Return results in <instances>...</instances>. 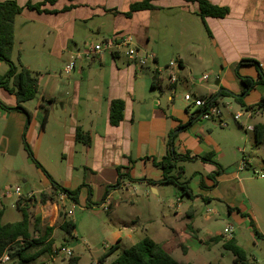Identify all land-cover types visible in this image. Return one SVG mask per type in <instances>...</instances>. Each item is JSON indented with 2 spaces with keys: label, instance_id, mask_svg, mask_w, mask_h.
Wrapping results in <instances>:
<instances>
[{
  "label": "crops",
  "instance_id": "1",
  "mask_svg": "<svg viewBox=\"0 0 264 264\" xmlns=\"http://www.w3.org/2000/svg\"><path fill=\"white\" fill-rule=\"evenodd\" d=\"M17 1L24 5L42 0ZM137 1L142 0H58L47 5L57 10L54 13L25 7L16 17L12 59L33 74L36 72L33 62L24 61L30 56L24 47L29 35L26 32L18 36L17 33L19 28L28 27L35 37L39 29L42 30L34 45L43 43L46 58L54 62L46 65L44 73L41 71L36 97L24 103L30 119L22 111L1 105L14 107L18 99L14 92L0 85V163L7 174L26 182L38 180L42 187L31 184L30 189L36 196L53 193L66 204L73 202L110 212L118 228L109 234L108 242L109 245L119 243L120 251L125 242L130 245L136 242L133 241V222L142 218L146 210L157 211L160 214L155 216L169 221L160 223L151 238L171 253L184 237L186 240L193 238L200 245L214 235L211 231L202 233L198 219L204 217L203 204L208 206L224 200L231 215L244 217L246 214L248 196L244 183L240 188L242 198L236 193L228 195L221 188L222 183L231 182L238 177V171L243 170L238 159L239 152H244L239 145V132L226 130L228 114L222 111L221 117L199 118L187 124L192 112L198 109L185 96L217 98L215 104L220 97H228L250 118L263 115L264 107H247L264 98V83L256 82L243 94L245 84L240 76L257 81L259 68L264 73V0H209L226 7L228 12L221 17L206 16L204 19L199 14L198 2L193 0H151L155 8L137 10L128 16L126 12ZM70 5L74 6L63 9ZM165 11H175L174 15L178 13L180 17L187 13L193 21L179 17L174 25L173 21L160 18L159 13ZM197 17L203 30L196 23ZM88 27L93 33L106 31L104 40L131 34L138 49L153 53L155 58L145 68H140L121 49L91 58L79 56L82 44L78 39ZM74 58V69L66 73L65 66ZM172 59L179 62L175 70L178 79L174 84L168 78L174 69L167 68ZM243 59L258 63L241 64ZM38 60L41 61V57ZM63 60L65 65L58 68L57 62ZM8 68V63L0 59V75ZM62 72L67 80L59 75ZM211 73H215L214 81H210ZM204 74L209 77L204 78ZM225 89L232 93L220 96ZM113 99L124 102L123 119L116 125L110 122ZM227 105L231 108L230 103ZM261 122L264 118L258 123ZM240 126L245 131L250 130L246 124ZM24 134L36 159L56 182L70 190L80 187L76 200L55 188L43 169L36 165L24 146ZM171 148L179 158L178 166L184 167L183 171L173 173L180 181L187 182L192 196L175 183L148 181L162 179L163 169L157 162ZM187 155L191 157H185ZM6 159L18 160L22 165L8 163ZM196 162L202 169L194 170L190 177L187 175L189 165ZM121 174H124L121 187H113ZM133 182L147 186L157 195L155 204L147 188L145 198L138 193V188L132 191L129 186ZM171 185L175 191L186 194L187 201L182 196H169ZM39 199L45 202L36 210L42 232L47 226L53 227V232L59 218L57 201L53 196L45 201ZM165 199L169 200L166 204ZM141 202L144 203L140 205ZM105 205L109 208L104 209ZM119 224L125 227L120 228ZM185 245L187 251L184 253L187 254L190 247Z\"/></svg>",
  "mask_w": 264,
  "mask_h": 264
},
{
  "label": "rangeland",
  "instance_id": "2",
  "mask_svg": "<svg viewBox=\"0 0 264 264\" xmlns=\"http://www.w3.org/2000/svg\"><path fill=\"white\" fill-rule=\"evenodd\" d=\"M174 12L175 11H165L164 13H159V16H161V19L166 20L167 18L169 22L173 21V24L177 25L176 21H179L178 19L180 16L178 13L174 15ZM184 14L185 16H183ZM184 14H180L181 16H183L180 17V19H186L190 22L193 21V18L191 16H189L187 13ZM195 20L199 26V29L203 30L200 18L197 17ZM94 21L96 22V20ZM94 21L90 24L91 27L94 24ZM153 22L155 23L154 20ZM19 25L20 27L22 26L20 22ZM26 32L29 35V42L26 43L24 47L27 49V51L29 50L28 52L30 56L27 55L28 59H24V61L27 63L33 62V67H37V70L36 72H34V74L38 77H41V71L42 73H44L47 67L46 65H48V63L54 62V60L46 58L48 57V55L45 51L43 43L34 45L35 43H37L39 36H41L40 34H42V30L39 29V33L36 34V37L35 35H31L29 33L30 29L28 27L19 28L17 33L18 36H21ZM82 33L83 35L78 39V41H81L80 44H82V50L85 47L84 42H86L87 45L94 44L96 42H102L104 41V36L107 35L106 31L102 33H93L91 32L89 27L87 29H83ZM196 34L198 33L196 32ZM120 49L122 52H124V54L128 56L127 47L122 46ZM141 52L144 54L150 53L143 52L142 50ZM40 57L41 61L38 60ZM130 61L133 62L134 60L130 58ZM56 65L59 68L61 65H65V62L64 60L57 62ZM138 66L140 68H145L147 65L142 66L138 64ZM60 74H62L63 78L67 80V75L64 72L59 73V75ZM210 79V81L215 80V73H211ZM227 103L231 104V108L227 105ZM217 106L224 115L228 114L226 120H228L229 125L226 130L238 131L240 134L241 138H239V145L242 149H244V152H239V162L244 159H250L248 166L243 170L238 171V177L234 178L231 182L222 183L221 188L225 190L226 194L228 195L236 193L239 195V198H242L240 195V188L242 183H244L246 195L248 196V201L246 203L247 209L245 210L246 214L244 215V217H242L240 214L238 216H233L228 212V204L224 200L220 202L214 201L208 206L202 203L204 206L201 209V213L204 217H200L198 221L201 224L203 234L211 231V233L215 235L217 232H224V228L226 226H233V234L236 236L239 243L246 249L249 259L253 262V264H264V178L258 175L259 172H264V141L257 142L255 139L254 130L245 131V129L240 126V124H249L252 126H256L259 121L263 120L264 113L263 115L260 114L250 118V116L237 102L228 97H220ZM237 112H239L241 115L238 121L234 119V114H236ZM6 160H9L7 161L8 163L17 164L16 166L22 165V163L18 160ZM197 169H202L198 162L190 164L187 175H192V172ZM192 182H194V180H192ZM31 184H33L34 187H42L38 180H36L35 182L34 180L26 182L21 177L7 174V171L3 170L2 163H0L1 186L19 185L22 188L23 193L26 194L28 191H30L32 187ZM171 186L172 187L169 189V196H182L184 200L187 201L186 194H181L178 190L175 191L174 185ZM135 187L138 188V193H140L141 196L143 195L142 198H145V188H147L146 190L148 191L149 196L152 200L151 202L155 204L157 195H154L147 186L135 182H133V185L129 186L132 191L136 189ZM120 193L123 194V191ZM46 194L47 195L44 196L45 200L48 199L49 196H53L57 201L56 203L59 209V218L57 223L55 224L56 229L49 236L53 241V249L56 250L58 248H61V250L57 251V253L55 254L44 252L36 259L25 264H68L69 257L72 255H79L81 257L80 264H101L99 263L98 258L104 252L105 248L109 245L108 236L114 229L118 228V224H116V222H114L112 219V214L108 211L97 210L94 207L82 206L81 204H76L73 202H69L68 204H66L64 200H59V197L57 195H54L53 193ZM16 198L17 195H13L11 198H7L4 200V214L2 217L3 222L16 221L22 218V211L15 206ZM39 198L40 196L37 195L36 199H34L30 203L29 208L34 237H37L39 234L35 227V221L38 217L36 210L37 207L39 208L41 204L45 203L40 202ZM167 200L168 199L164 200L165 204ZM143 203L144 202H141L140 205H142ZM69 208L72 210V214L68 213ZM61 212H66V218L74 221V223L76 224L72 235H68L65 230H62L59 227L60 221H62L63 219ZM159 214L160 213H158L157 211L153 210L151 212V210L149 209L143 212L142 218H139L138 220H135L133 222V241H138L139 239L146 236L153 237L156 232V227L160 226L165 221H169V219L165 220L160 216H155ZM206 214H208L209 216L205 217ZM251 220L253 221V224H251ZM180 223L181 222H179V224ZM119 227L123 228L125 227V225L119 224ZM40 228L43 227H41L40 225ZM254 228L259 231L260 235L254 232ZM225 237L227 236L225 235ZM184 238L183 241L180 242L179 247L175 248L174 250H170L171 254L175 257V259H177L180 264H185L189 261H191L192 264H235L234 254L230 250L225 249L221 241L211 242L208 245L204 243L198 245L199 242L197 240L193 238L186 240V237ZM185 244H188V246L190 247V250L187 254L184 253L185 251H187L185 248ZM129 246L130 242H125L121 247L127 248ZM40 247L41 245H38L37 247L32 248L30 252H35ZM62 247L70 248L72 250V254L69 255L64 252L62 250ZM118 252H120V250H118ZM116 254L109 257L106 260L105 264L111 262L116 257ZM16 262L17 258L10 257L8 260H0V264H16Z\"/></svg>",
  "mask_w": 264,
  "mask_h": 264
},
{
  "label": "trees",
  "instance_id": "3",
  "mask_svg": "<svg viewBox=\"0 0 264 264\" xmlns=\"http://www.w3.org/2000/svg\"><path fill=\"white\" fill-rule=\"evenodd\" d=\"M58 0H42L39 2H27L24 5L18 3L17 0H0V59L8 63L9 68L5 74L0 75V85L4 86L8 90L14 92L17 96L18 103L14 107H8L1 103V105L6 109H15L26 113L28 119H30V112L24 106V103L35 98L38 93L39 88V77L33 72L25 67L16 63L12 59V53L15 46V21L16 17L22 12V10L27 7L29 9L36 10L37 12L54 13L57 10L49 9L47 5H53ZM71 1V0H70ZM197 1L199 5V14L204 19L206 16L221 17L224 16L228 9L223 6L211 3L209 0H193ZM74 5L65 6L63 9L67 10ZM155 6L151 3V0L137 1L131 4L130 10L126 12L128 16L132 12L144 9H153ZM250 62L258 63L256 60L243 59L241 64ZM241 80L245 84V89L243 94H245L251 87L255 85L256 82L264 83V73L259 68L257 81L252 77L240 76ZM154 86V83H153ZM230 95L229 92L221 90L220 96ZM237 100L241 101L242 98L236 97ZM217 98H211L210 103L215 104ZM264 107V98L254 106H249V108ZM198 109L192 112L189 119V123L193 122L195 119L201 117V113L208 109ZM123 109L124 102L121 99H113L111 101L110 109V122L113 125L118 124L123 119ZM186 124V125H187ZM184 125V126H186ZM183 127V126H182ZM255 139L257 142L264 141V122L258 123L255 126ZM172 144V140L170 141ZM24 146L27 149L30 157L36 163L37 166L43 169L45 174L50 178L55 188H58L63 193L69 195L72 199L76 200L78 198L80 187L75 190H70L67 187L61 186L56 182L48 171L42 166V164L36 159L34 153L28 146L26 141V136L24 134ZM185 157L190 158L187 155ZM203 158L208 159V156H203ZM181 160V157H180ZM179 158L175 151L171 148L169 153L165 155L160 162H157L163 169V177L160 180L148 179L149 182L155 184L157 182H172L180 186L184 193L192 196V190L188 186L187 182L180 181L178 175L174 174V171H183V166H178ZM124 174L120 175V179L116 185L113 187H121L122 178ZM40 198L44 200V193H41ZM36 199L27 198L21 196L16 200V207L22 211V218L16 221L3 222L2 217L4 214V206H0V260L4 254H8L10 258H17L16 264H25L39 257L44 252H49L50 254H55L60 251L61 248L56 250L53 249V241L50 239V234L53 227L47 226L43 232L40 228V218H36L35 227L40 233L37 237L33 236V230L31 226V214L29 211L30 203ZM64 217L60 227L65 230L69 235H72L75 229V224L71 220L66 219V212H61ZM251 224L253 221L251 220ZM191 227V226H190ZM254 232L260 235L259 231L254 228ZM197 238V236H196ZM222 241V245L225 249L230 250L234 254L235 264H253L249 259L246 249L239 243L236 236L233 234L231 237H225V234H216L211 236L204 243L209 244L211 242ZM41 245V247L35 252H30L32 248ZM119 243L111 244L107 249L99 256V263L105 264L106 260L112 255L116 254L119 249ZM80 257L78 255H72L69 257L68 264H80ZM107 264H180L177 259L167 251L163 245L155 241L151 237H143L130 245L127 248L122 249L116 254V257ZM185 264H192L187 262Z\"/></svg>",
  "mask_w": 264,
  "mask_h": 264
},
{
  "label": "built area",
  "instance_id": "4",
  "mask_svg": "<svg viewBox=\"0 0 264 264\" xmlns=\"http://www.w3.org/2000/svg\"><path fill=\"white\" fill-rule=\"evenodd\" d=\"M122 46H125L128 48V56L133 59L137 64H140L142 66L148 65L149 63H152L155 56L153 53H142L140 49H138L137 44L135 42V38L131 34H123L120 36H115L113 38L104 40L102 42H96L94 44L86 45L83 50L80 51L79 56H82L84 58H91L93 56L99 55L101 53L107 52V51H114L119 50ZM75 59L74 58L70 63H68L65 66V72L70 73L75 66ZM179 67V62L176 59H172L169 61L167 68H173L174 71L171 72L168 76L170 83L174 84L178 79V73H176L175 70ZM204 78H208L209 74H204ZM186 100L188 102H193L194 106L197 109H205L207 106H209L208 109L203 111L201 113L202 119L210 118L211 116L221 117V110H219L217 104L210 103V99L199 97V98H192L189 95L185 96ZM240 114L237 113L235 115V119L240 118ZM247 129L254 130V127L252 125H247ZM248 160H242L240 164V169H244L248 166ZM258 175L262 178H264V172H259ZM13 195H17V198H20L21 196H25L27 198H35L36 192L33 190L28 191L26 194L23 193L22 188L19 185L12 186V185H6V186H0V206H3V202L7 198H11ZM15 200V205H16ZM108 206H104V209H108ZM69 214H72V210L68 211ZM233 226H226L224 228L223 234H225L227 237L233 236ZM62 250L66 252L67 254L71 255L72 250L70 248L62 247ZM9 255L4 254L1 260H8Z\"/></svg>",
  "mask_w": 264,
  "mask_h": 264
},
{
  "label": "water",
  "instance_id": "5",
  "mask_svg": "<svg viewBox=\"0 0 264 264\" xmlns=\"http://www.w3.org/2000/svg\"><path fill=\"white\" fill-rule=\"evenodd\" d=\"M225 91H226V92H229V93H232V92H230V91H229V90H227V89H225ZM218 95H219V94H217V96H218Z\"/></svg>",
  "mask_w": 264,
  "mask_h": 264
}]
</instances>
